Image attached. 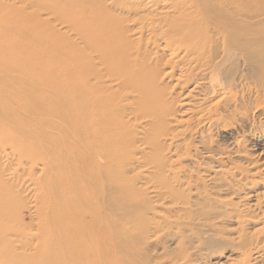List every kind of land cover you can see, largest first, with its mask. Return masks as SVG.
<instances>
[{"label": "bare ground", "instance_id": "bare-ground-1", "mask_svg": "<svg viewBox=\"0 0 264 264\" xmlns=\"http://www.w3.org/2000/svg\"><path fill=\"white\" fill-rule=\"evenodd\" d=\"M37 126L61 264H264V0H0V142Z\"/></svg>", "mask_w": 264, "mask_h": 264}, {"label": "rangeland", "instance_id": "rangeland-1", "mask_svg": "<svg viewBox=\"0 0 264 264\" xmlns=\"http://www.w3.org/2000/svg\"><path fill=\"white\" fill-rule=\"evenodd\" d=\"M44 129L40 126L32 128V130L24 128L15 129L12 130V134H15V137L8 139L9 141L3 140L0 142V173L2 174H0V177L2 176V180H5V190H7V194H5L6 192L3 193L4 195L0 194V197L3 196V198H0L2 199L0 200V204L2 206V204L4 205L9 201L10 198L8 199V197H11L9 189L14 187L15 192L19 193L23 199L20 202V207L18 206V211L22 216L21 223H25H22V227L28 228L26 231L30 233V246L32 247L21 255H19L20 248L17 250L13 248L11 252L8 251L12 250V247L20 245L16 241L18 240V236L15 235L19 231V228L16 230L17 224L15 220L8 218L4 222L0 220V264H9L11 262L12 264H61L56 252L57 232L59 228H56L57 223L54 218L51 219L50 214L46 217L47 214L45 215L43 209L44 205L38 197L45 184V179L52 177L56 173V167L60 165L54 158L55 153L48 151L57 147L54 139H46L49 132L50 135L55 136L58 130L46 127ZM66 132L67 135L71 133L69 131ZM16 137L19 140L14 141ZM66 137L68 138L66 144L61 146L62 149H66L64 154H68L67 149L69 146L67 145H70L69 139H72L68 136ZM20 152L24 154L22 155ZM253 152V149L249 148L248 156L256 159L259 158V155ZM260 162L262 163V161ZM14 190L12 189V193H14ZM6 209L4 206L0 209V213L6 211ZM9 241H11L12 245ZM86 243L89 245V251L86 259L82 260L81 264H91L92 256L95 257L96 261L98 260L95 250H93L94 254H92L90 249L91 243L92 248L96 245L95 239L83 242V247H86ZM9 244L11 246L10 249H8ZM5 245L6 247L4 248ZM15 254H17V257ZM4 257L8 259L6 260ZM64 264H71V260L67 258Z\"/></svg>", "mask_w": 264, "mask_h": 264}]
</instances>
